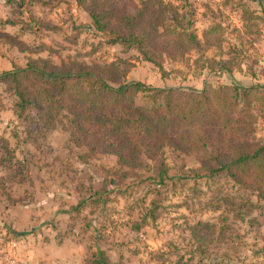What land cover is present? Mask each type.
I'll use <instances>...</instances> for the list:
<instances>
[{"label": "rangeland", "instance_id": "1", "mask_svg": "<svg viewBox=\"0 0 264 264\" xmlns=\"http://www.w3.org/2000/svg\"><path fill=\"white\" fill-rule=\"evenodd\" d=\"M116 1L130 14L144 8ZM162 1L178 14L173 21L168 13L165 26H187L197 43L170 56L155 51L160 69L97 31L76 0H0V74L41 58L91 67L114 86L141 82L200 97L259 86L248 98L230 92L232 107L213 127L189 128L179 150H144L140 163L121 166L77 145L67 125L49 127L33 106L18 116L12 85L0 80V264H87L98 252L109 264H264V177L252 165L223 167L264 145V0ZM133 101L150 102L144 94Z\"/></svg>", "mask_w": 264, "mask_h": 264}, {"label": "trees", "instance_id": "2", "mask_svg": "<svg viewBox=\"0 0 264 264\" xmlns=\"http://www.w3.org/2000/svg\"><path fill=\"white\" fill-rule=\"evenodd\" d=\"M76 1L87 5L86 9L97 31L111 36L112 43L136 48L145 61L160 69L162 64L153 58L155 51L170 56L175 48L185 49L183 43H187V46L197 43L196 35L187 26H178L180 30L165 26L168 13H173V21L178 14L172 4L162 0L156 3L141 0L144 8L137 9L134 14L128 13L126 5L116 0ZM259 1L261 3L262 0ZM131 4L136 6L133 2ZM152 4L162 10L146 11V6ZM226 64L219 62L224 68H227ZM108 78L110 76H105L103 72L99 75L91 67L57 66L41 58L30 59L23 68L13 65V70L0 74L1 81L12 85L17 97L15 106L18 116L24 115L27 106H33L49 127L55 122L67 125L71 140L77 145L86 146L89 152L114 155L121 166H135L137 162L140 163L141 155L155 153L166 145L179 150L180 145L184 146L192 138L189 128L195 133V128L201 130L206 126L213 127V121L218 122L232 107L234 100L231 98L237 96L233 94L230 97V92L238 94L241 90V95L248 98L251 92L259 88L221 87L224 93L220 97L211 88L200 97L193 89L186 92L179 88H151L141 82L114 86ZM27 81L32 83L30 87L26 86ZM137 94L149 98L150 102L145 104L147 106L135 105L133 98ZM194 102L196 104H191ZM230 121L220 122L219 126L226 128L224 125L227 126L226 122ZM191 123L195 124L191 126ZM170 125L174 129L168 137ZM249 165L254 166L264 177V145H259L252 153L240 154L230 165L223 167L246 169ZM167 175L168 170L163 164L158 175L160 184ZM232 176L241 181L238 175ZM13 233L19 236L28 234ZM87 264L109 263L104 254L98 252L92 254V261Z\"/></svg>", "mask_w": 264, "mask_h": 264}, {"label": "crops", "instance_id": "3", "mask_svg": "<svg viewBox=\"0 0 264 264\" xmlns=\"http://www.w3.org/2000/svg\"><path fill=\"white\" fill-rule=\"evenodd\" d=\"M68 264H76L75 261H69Z\"/></svg>", "mask_w": 264, "mask_h": 264}]
</instances>
